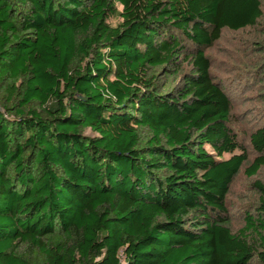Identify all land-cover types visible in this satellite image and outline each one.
Returning a JSON list of instances; mask_svg holds the SVG:
<instances>
[{
    "label": "trees",
    "instance_id": "16d2710c",
    "mask_svg": "<svg viewBox=\"0 0 264 264\" xmlns=\"http://www.w3.org/2000/svg\"><path fill=\"white\" fill-rule=\"evenodd\" d=\"M263 6L0 0V264H264V182L229 228L247 154L205 53Z\"/></svg>",
    "mask_w": 264,
    "mask_h": 264
},
{
    "label": "rangeland",
    "instance_id": "374dc122",
    "mask_svg": "<svg viewBox=\"0 0 264 264\" xmlns=\"http://www.w3.org/2000/svg\"><path fill=\"white\" fill-rule=\"evenodd\" d=\"M264 1V0H263ZM117 17L109 19L111 25ZM211 61V74L216 81L224 84V89L232 101L230 128L237 136L247 154V162L234 177L226 197L229 228L238 233L245 226L246 214L257 219L261 211L260 193L256 183L264 182V168L256 175L248 176L246 170L255 158L249 142L251 133L264 124V6L263 18L256 27L240 31L223 29L220 39L205 51ZM187 69V65H183ZM258 71V72H257ZM236 150L234 154L240 153ZM231 155H224L229 158ZM250 235V239H254ZM3 243H0V248ZM252 264H258L253 261Z\"/></svg>",
    "mask_w": 264,
    "mask_h": 264
}]
</instances>
